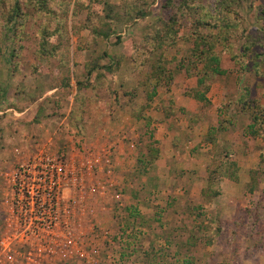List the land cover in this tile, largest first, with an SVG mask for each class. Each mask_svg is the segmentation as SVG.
<instances>
[{
  "label": "rangeland",
  "instance_id": "obj_1",
  "mask_svg": "<svg viewBox=\"0 0 264 264\" xmlns=\"http://www.w3.org/2000/svg\"><path fill=\"white\" fill-rule=\"evenodd\" d=\"M66 1L67 17L57 4L47 6L57 12L51 17L24 3L25 17L0 31V243L15 236L5 205L13 171L41 159L67 167L60 197L70 215L63 222L80 248L14 244L4 252L0 246V264H264V219L250 215L258 203L264 210V144L249 136L250 117L236 103L247 88L264 105V63L253 55L264 41L242 54L240 65L218 49L226 73L199 86V70L179 67L194 59L187 41L197 19L191 11L177 44L161 54L171 80L158 85L152 78L160 52L139 72L122 59L110 82L99 68L88 73L93 61L104 52L121 59L132 43L163 27L172 14L168 1L181 0H140L144 18L125 16L128 0H102L99 7ZM89 12L99 21L92 24ZM238 17L245 34H264V0L241 2ZM59 22L62 54L38 57V36ZM91 29H108L109 38H94ZM226 43L238 54L243 39ZM210 133L215 146L206 141ZM226 149L237 162L238 182L217 179L210 191L219 195L205 197Z\"/></svg>",
  "mask_w": 264,
  "mask_h": 264
},
{
  "label": "trees",
  "instance_id": "obj_2",
  "mask_svg": "<svg viewBox=\"0 0 264 264\" xmlns=\"http://www.w3.org/2000/svg\"><path fill=\"white\" fill-rule=\"evenodd\" d=\"M246 0H181L176 5L171 1H168L167 6L171 9L172 14L161 29H157L153 34H146L139 43H132L127 50V54L120 58H116L114 55L108 53H102V55L93 61L92 67L88 69V73L97 70H102L100 77L108 79L110 82L114 79L115 74L121 67L122 59L128 58L133 63V70L139 72L147 60L153 58L157 53H160L156 58L157 60L150 65L151 75L157 82V84L167 83V80L172 79L171 72L166 71L165 60L162 58V53L166 48H172L177 44L179 38H181V30L186 26V19L188 14L193 11L196 13L197 19L194 20L191 25L192 33L190 34L189 41L192 45L193 61L188 63L180 62L179 67L185 69L186 72L193 70H199L201 78H198L196 84L202 85L203 81L209 76H222L226 73L220 66L221 59L218 54V49L228 52L231 59L235 64L240 65L242 60V54L247 55L252 53L253 47L258 46L264 41V34L254 36L253 34H245L242 21L238 17V10L240 3ZM258 0H250L251 4H254ZM102 0H88L89 4L99 5ZM25 4H30L35 12L44 13L45 16L56 17L57 12L50 7L51 3L57 4L61 9L62 17H67L70 3L66 0H14L9 3L5 0H0V6L4 8L3 13L0 15V31H3V27L13 23L16 27L17 18H24L23 7ZM140 0H128L127 4L123 6L125 16L136 18H144L145 14L142 9L137 7ZM113 11L109 10L105 15L107 19L112 17ZM61 17V18H62ZM89 21L94 24L99 21L100 17L96 16V13L89 12ZM261 20V18H259ZM61 21V20H60ZM51 28H43L41 34L38 36V48L36 54L38 57L49 58L54 54H62V43L58 41L61 37L60 29H65L62 23L57 25L52 24ZM109 30L100 31L98 29H91L90 34L94 38L103 37L109 38ZM206 31V32H203ZM261 33V32H260ZM226 35L221 38V35ZM192 37V38H191ZM226 38L243 39L240 53L233 52L231 45L226 43ZM121 40V37L117 36V41ZM254 57L262 58L264 63V45L263 49L259 53H254ZM10 57L13 58V52L10 53ZM107 59L108 63L100 65L101 61ZM261 62V61H260ZM167 74V75H166ZM83 85L77 84V91L80 92ZM206 88L205 91H207ZM196 99L203 100L204 94L197 93ZM239 106V111L242 115L250 117L251 123L248 126V134L254 140L260 141L264 144V105L258 100L250 98L249 89H243L236 101ZM217 139L212 133L208 134L206 141L211 142L214 146L217 145ZM220 160H216L215 167L211 170L210 176L207 181L209 183V190L202 191V194L206 197H216L219 195L216 191H210V187L215 183V180H226L231 183L238 182V165L236 161L231 160L232 153L229 149L222 152ZM223 158V159H222ZM259 164L264 166V145L259 152ZM251 174L256 171H250ZM249 191L253 192L255 189V178L250 176ZM251 216L256 220L264 219V210L261 203H258ZM217 229V233L220 232ZM261 234H258L259 237ZM262 239V237H261ZM263 240V239H262Z\"/></svg>",
  "mask_w": 264,
  "mask_h": 264
},
{
  "label": "built area",
  "instance_id": "obj_3",
  "mask_svg": "<svg viewBox=\"0 0 264 264\" xmlns=\"http://www.w3.org/2000/svg\"><path fill=\"white\" fill-rule=\"evenodd\" d=\"M66 168L54 162L33 159L13 171L5 205L10 221L8 226L15 236L2 240L0 246L4 252H10L14 244L30 249L80 248L68 224L63 222L70 215L60 197L62 187L69 182Z\"/></svg>",
  "mask_w": 264,
  "mask_h": 264
}]
</instances>
